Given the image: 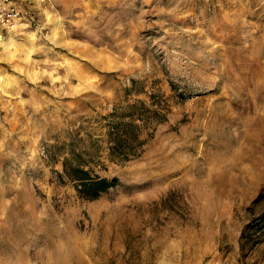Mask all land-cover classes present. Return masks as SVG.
<instances>
[{"label": "rangeland", "instance_id": "374dc122", "mask_svg": "<svg viewBox=\"0 0 264 264\" xmlns=\"http://www.w3.org/2000/svg\"><path fill=\"white\" fill-rule=\"evenodd\" d=\"M28 3L0 26V264H264V0ZM66 158L117 181L83 198Z\"/></svg>", "mask_w": 264, "mask_h": 264}, {"label": "trees", "instance_id": "16d2710c", "mask_svg": "<svg viewBox=\"0 0 264 264\" xmlns=\"http://www.w3.org/2000/svg\"><path fill=\"white\" fill-rule=\"evenodd\" d=\"M117 134L115 138L116 147L123 146L129 142L130 135L127 129ZM63 164L64 172L76 183L78 194L83 198H97L101 193L106 192L109 188L114 186L117 181L116 178L109 179L106 177L91 176L90 172L79 164H71L69 158H66ZM246 228H250V224H248ZM258 230L264 232V211L256 222V231Z\"/></svg>", "mask_w": 264, "mask_h": 264}, {"label": "built area", "instance_id": "2783aa9c", "mask_svg": "<svg viewBox=\"0 0 264 264\" xmlns=\"http://www.w3.org/2000/svg\"><path fill=\"white\" fill-rule=\"evenodd\" d=\"M28 2L29 0H0V26L9 31L22 23Z\"/></svg>", "mask_w": 264, "mask_h": 264}, {"label": "bare ground", "instance_id": "6f19581e", "mask_svg": "<svg viewBox=\"0 0 264 264\" xmlns=\"http://www.w3.org/2000/svg\"><path fill=\"white\" fill-rule=\"evenodd\" d=\"M12 30V29H11ZM9 32H10V30H9ZM0 38H2V35H0Z\"/></svg>", "mask_w": 264, "mask_h": 264}]
</instances>
